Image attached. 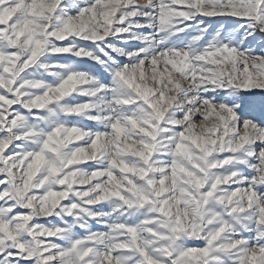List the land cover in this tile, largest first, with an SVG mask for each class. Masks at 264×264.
Segmentation results:
<instances>
[{"label": "rangeland", "instance_id": "rangeland-1", "mask_svg": "<svg viewBox=\"0 0 264 264\" xmlns=\"http://www.w3.org/2000/svg\"><path fill=\"white\" fill-rule=\"evenodd\" d=\"M0 264H264V0H0Z\"/></svg>", "mask_w": 264, "mask_h": 264}]
</instances>
